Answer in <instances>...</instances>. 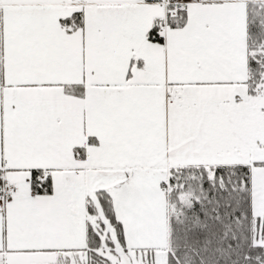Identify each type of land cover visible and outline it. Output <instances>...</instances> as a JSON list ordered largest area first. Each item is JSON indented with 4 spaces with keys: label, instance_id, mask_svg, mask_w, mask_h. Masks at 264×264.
<instances>
[{
    "label": "snow or ice",
    "instance_id": "snow-or-ice-1",
    "mask_svg": "<svg viewBox=\"0 0 264 264\" xmlns=\"http://www.w3.org/2000/svg\"><path fill=\"white\" fill-rule=\"evenodd\" d=\"M0 264H264V0H0Z\"/></svg>",
    "mask_w": 264,
    "mask_h": 264
}]
</instances>
